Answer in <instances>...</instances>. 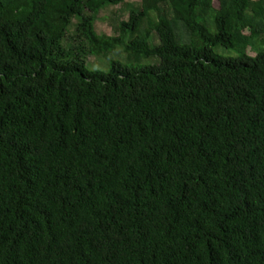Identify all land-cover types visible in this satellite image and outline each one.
Returning <instances> with one entry per match:
<instances>
[{
  "label": "trees",
  "instance_id": "1",
  "mask_svg": "<svg viewBox=\"0 0 264 264\" xmlns=\"http://www.w3.org/2000/svg\"><path fill=\"white\" fill-rule=\"evenodd\" d=\"M124 2L0 0V264H264V0Z\"/></svg>",
  "mask_w": 264,
  "mask_h": 264
},
{
  "label": "rangeland",
  "instance_id": "2",
  "mask_svg": "<svg viewBox=\"0 0 264 264\" xmlns=\"http://www.w3.org/2000/svg\"><path fill=\"white\" fill-rule=\"evenodd\" d=\"M141 0H125V2L122 5L115 6L113 8H109L107 10L102 11L99 14L98 21L96 22V31L100 35H109V36H117L118 33L115 31V27L117 26L118 22L121 20H128L129 18V11L130 6L133 5L134 7H137L139 5ZM74 23H76V20H74ZM71 34H69V37H71L74 32L75 28L71 27ZM228 50L224 49H215L214 52L218 54H230L233 52H227ZM253 54H256V51L253 50ZM114 55L111 53L108 55V60H110ZM91 61L95 64L96 67H102L104 64H106L105 60H98L96 58L91 59ZM91 70H94L90 68ZM103 72H107V67L105 69H101Z\"/></svg>",
  "mask_w": 264,
  "mask_h": 264
}]
</instances>
